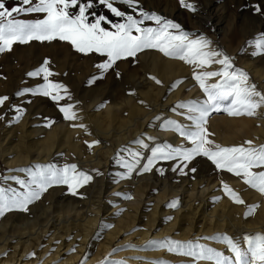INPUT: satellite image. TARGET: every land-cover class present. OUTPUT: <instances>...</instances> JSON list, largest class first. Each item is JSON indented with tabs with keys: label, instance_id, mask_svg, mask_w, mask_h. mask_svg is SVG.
Returning a JSON list of instances; mask_svg holds the SVG:
<instances>
[{
	"label": "snow or ice",
	"instance_id": "snow-or-ice-1",
	"mask_svg": "<svg viewBox=\"0 0 264 264\" xmlns=\"http://www.w3.org/2000/svg\"><path fill=\"white\" fill-rule=\"evenodd\" d=\"M97 3L118 20L114 21L103 13L98 14L94 10ZM118 3L126 5L130 11L121 10L116 6ZM178 3L190 12L198 10L191 0H178ZM251 11L255 15L264 16V0H253ZM27 15L42 18H20ZM33 41H63L77 53L101 57V61L95 65L99 75L87 81L89 86L110 71H115L117 78H120L121 73L117 70L119 62L131 58L134 63H138L139 55L147 51L158 52L164 58L190 66L191 81L199 89L202 98H191L174 104L170 111L179 119L165 118L158 125L162 130L176 135L181 142L174 145L165 141L150 146L148 141H154L155 137L135 138L132 142L135 148L125 146L116 153V162L124 169L120 179H130L133 174L143 175L154 169L163 176L166 169L162 165L165 163H171L172 172L195 178L194 174L198 171L195 163H198V158H206L217 172L234 175L249 189L264 196V144L257 145L253 140H245L238 145L225 146L216 142L215 134L208 127L213 113L264 120V90L251 81L247 71L235 65L230 55L214 47L211 39L203 34L186 31L174 20L145 10L140 0H17L11 7L7 5V0H0V54L12 52L14 45H26ZM247 44L253 49V56L264 55V31L247 41ZM50 64L46 58L39 67L29 71L28 77L41 78L43 82L35 87L22 88L15 96L48 98L55 103L71 127L93 135L80 115L81 102L74 99L65 84L51 79L59 74L52 71ZM148 78L169 91L180 88L187 79H176L165 86L155 75H149ZM130 94L134 95L135 91L132 90ZM9 101L8 95L0 96V107ZM26 102L31 103V100ZM139 103L145 102L141 100ZM11 111L14 113L12 122H19L26 109L13 104ZM5 116L0 115V120L5 119ZM156 119L160 120L161 117L157 116ZM54 123L45 118L43 126L51 127ZM84 143L91 151L101 141L93 139ZM142 150L150 154L145 155ZM8 171L24 173L25 176L0 175V180L5 182V185H0V218L13 211L28 212L29 206L54 186H66L69 194L82 197L79 190L92 183L95 176L102 175L99 169L89 172L76 163H37ZM8 181L19 187L7 185ZM221 189L231 202L247 208L245 218L253 216L260 207L258 204H247L241 193L223 180ZM117 195L127 200L133 199L131 194ZM220 198L213 199L218 201ZM166 206L177 208L178 200L174 199ZM167 219L170 221L172 217ZM202 241L216 242L223 245V250ZM135 247L129 244L113 248L100 264H126L125 260H113L110 257L120 250ZM144 249L166 250L187 258L186 264H264V233H245L240 237L217 233L186 241L165 237L147 241ZM75 251L76 248L71 249V252ZM35 256V252L29 254L30 258ZM149 264L170 262L159 259Z\"/></svg>",
	"mask_w": 264,
	"mask_h": 264
},
{
	"label": "bare ground",
	"instance_id": "bare-ground-1",
	"mask_svg": "<svg viewBox=\"0 0 264 264\" xmlns=\"http://www.w3.org/2000/svg\"><path fill=\"white\" fill-rule=\"evenodd\" d=\"M219 2L220 0H207L204 3L208 14L206 19H201L198 16L187 24L185 14L181 10H176L177 14L174 15L182 24H186L184 27L186 31L205 35L213 41L214 47L220 48L233 58L237 55V46L230 47L228 45L229 39L232 40L230 29H228V19L219 14L220 17L215 20L210 16L219 13ZM241 4L244 3L240 2L239 6ZM143 8L148 11H156L153 6H143ZM259 21L261 29H264V16ZM210 26L213 27L211 30ZM237 58L235 65L247 71L252 82L256 83L258 87L264 84V72H261L260 69H253L250 64L241 65L242 58L239 55ZM138 60L142 67L140 73L126 71L113 84L99 86L89 91L85 96L75 99L91 101L79 108L83 122L89 126L93 135H87L82 130L71 127L69 122L63 121L58 109H51L50 112L44 114L55 122L51 127L34 128L35 130L28 131L35 121L39 123L38 119H33L37 112H32V117H28V119L26 117L15 126L16 132L13 133L18 134V142L14 147V161L7 163L9 167L14 164L22 165V162L30 163L28 162L30 161L28 159L29 143L25 138L32 133L38 135L36 140L40 142L44 155L49 153L54 145L61 143V145L63 144L61 149L64 148V151H71L77 155L76 162L81 164L78 165L79 167L93 169L101 167L103 174L108 172L110 174L108 178L112 179L116 178L119 172L113 175L116 171L114 173L109 171L110 158L114 152L113 148H110L104 141L109 137L116 138L114 139L116 146L125 144L123 147H129L135 138L140 137V133L142 135L145 133L144 128L151 124V120L155 119V130L158 129L155 131V140L171 142L174 145L179 144L181 141L176 135L162 130L158 125H161L165 118L179 119L170 111L174 104L191 98H202L199 89L194 87V82L191 81V68L188 65H183L180 61L164 58L155 51L140 54ZM122 69L123 66H121ZM149 75L157 76L165 86L176 79L185 77L187 79L180 88L169 91L166 87L156 85L148 78ZM184 89L189 90L185 91ZM132 90L135 91L134 95L130 94ZM141 100L145 103H139ZM157 116L161 119L157 120ZM103 123L107 125V128L104 129ZM208 127L215 134L216 142L220 144L244 142L245 140H253L257 145L264 143V120L249 117L233 118L226 113H213L209 119ZM13 131L15 130L13 129ZM93 139H99L100 145H102L95 146L89 153L84 141ZM148 142L150 145L152 144V141ZM4 145V143L0 145V153ZM61 145L59 144V146ZM118 149L120 150V148ZM142 151L147 152L146 150ZM148 154L150 153L147 152ZM42 155L39 154L37 158H41ZM162 166L166 171L171 172L172 178L178 176L177 173L170 170L171 163ZM136 176L138 175H135L133 179L130 178V181H133L131 189H129L130 187L123 188L126 185H122L120 178H117L121 184L119 186L114 184L106 186L112 182L110 179L106 183L102 182L97 196H89L90 193L86 195L83 192L82 197L72 195L65 198L64 193L60 194L55 191L49 200L45 201L47 204H41L39 211L42 212V215H37V211L33 207L35 203L29 206V211L24 212L27 222L23 226H18L16 222L25 218L24 216L18 217L16 212L6 216V220H12L14 215L16 217L10 223L7 221L0 223V254L7 253V257L0 264H81V262L83 264H100L113 248L125 244H133L137 248L144 246L149 240H159L165 237L186 241L202 235H215L216 232H225L236 237L245 233H264V224L258 225V218L264 217V196L249 189L239 178L233 176L225 179L223 177L210 181L199 176L197 180L186 178L185 181L177 182L178 178L174 179L175 181H170L157 171H155V179L151 180H142L140 178L142 175L138 176L139 180H136ZM102 178L100 181L103 180ZM145 179L147 178L145 177ZM222 180L240 192L246 203L256 200L253 203L260 205L261 208L256 210L255 217L252 218L253 223L257 224L256 226L242 228L237 225V222L240 223L241 214L245 213L247 208L234 204L223 194ZM130 181L128 180V182ZM97 182L99 183V181ZM150 186L159 192L148 194L147 189ZM117 193L131 194L133 199H124ZM214 197L221 198L215 201ZM171 199L178 200L177 208L171 209L166 206ZM65 200L67 202H64ZM140 217L147 222L135 237L136 239L134 237L122 238L123 231L137 225L136 220ZM168 217H172V219L169 221ZM175 229L180 233L174 234ZM56 241L60 243L57 244ZM203 242H210V246L223 250V245L216 242ZM72 248H76L74 253L71 252ZM135 248L115 254L110 259H122L126 261V264H140L138 260L133 261V258L138 256L143 259H163L169 261L170 264H186V258L173 255L166 250L145 252ZM94 250L95 254L92 255ZM32 252L36 253L34 258L29 257ZM86 257L87 259H85Z\"/></svg>",
	"mask_w": 264,
	"mask_h": 264
},
{
	"label": "rangeland",
	"instance_id": "rangeland-1",
	"mask_svg": "<svg viewBox=\"0 0 264 264\" xmlns=\"http://www.w3.org/2000/svg\"><path fill=\"white\" fill-rule=\"evenodd\" d=\"M206 1L207 0H205V1L204 0H191V2L195 3V5L197 6V9H198L195 13L190 12L184 8H181L179 3H178V0H140V3L142 6H153L155 8V10H156L155 12L157 14H160L166 18L174 20L175 22L179 23L182 26V28L184 29L186 24L185 25L182 24L179 19L175 18V15L177 14V12H175V11L181 10L185 14V19H187L186 20L187 24L194 21V19L198 16H200L201 19H206L208 17V14H207V11H206V8L204 5V3ZM238 2L239 3L241 2L244 4L243 5L241 4L242 6L241 5L239 6ZM16 3H17V0H7V5L9 7L15 5ZM252 3H253V0H240V1L239 0H220V2H219V8H220L219 13H217L215 15L211 14L210 16L213 17L214 20H215V18L220 17V16H224L225 19H228V29H230V35L232 36V40L229 39L228 45H230V47L237 46V55H239V57H241L243 60V63L241 65L244 66L245 64H250L253 69H260L261 72H264V55L253 56L252 55L253 49H251L247 44V41L254 38L260 32L264 31L263 28H262L263 30L261 29V25L259 24V22H260L259 20L263 19V16L260 17V15L253 14V12L251 11V4ZM116 6L120 7L121 10L130 11L126 5L118 3ZM94 10L98 14L103 13L105 15H109V17L111 19H113L114 21L118 20V18L112 17L111 14L107 11V9H105L103 6L99 5L98 3H97L96 8ZM20 18L33 19V18H42V17H37L35 15H27V16H22ZM149 23H151V22H149ZM209 25H211V24H209ZM212 28L213 27H211L210 30ZM237 55L233 56L234 62H236L238 59ZM46 58L49 59L51 62L50 67H51L52 71L59 74V75H55L51 79H53L56 82H61V83L65 84L68 87L69 91L72 93L74 99L85 96L89 91H91L92 89L98 88L99 86H108L110 84H113L115 81H117V79L119 80V78H117V76H116V72L110 71L109 73H107L105 75L104 78L97 80L94 85L89 86L87 81L90 78H92L93 76L99 75V72H98L97 68L95 67V65L97 63H99L102 58L99 57L98 55H95V54H93L91 56H85L83 54L77 53L74 51V49L71 47V45H69L68 43L63 42V41H53L51 43H48V42L41 43V42L33 41L30 44H26V45L17 44V45L13 46L12 52L0 54V96L8 95L10 97V101L8 103H6L3 107H0V115L6 114L5 119L0 120V145L2 143H4L6 145V146L4 145V147L2 146L1 153H0V175H19L21 177H24L25 176L24 173H20L17 171L9 172L8 170L9 169L15 170V169H18L21 167H30L32 164L35 165L37 163H40V164L53 163V164H57V165H63L64 163H77L76 162L77 161V158H76L77 155L71 151H68V152L66 150L64 151L63 150L64 148L61 149L62 145H63V144L61 145V143H59L61 146H59V144L54 145V147L49 151V153H46L44 155V151H43V148H42L40 142H38L36 140L38 135L37 134L35 135L34 133H32L30 136H26V138H25V140H28V143H29L28 159L30 161H28V162H30V163L28 164V163L22 162L23 163L22 165L21 164L20 165L14 164L11 167H9V165L7 164L9 162L14 161V154H15L14 147L16 146V144L18 142L17 141V135L18 134L16 135V133H13V132H16L15 126L20 124L22 122V120H24L26 117H27V119H28V117L29 118L32 117L33 116L32 112H37L36 116L33 119H38L39 123H37V121H35L34 125L31 128H29L28 131H30L31 129L35 130L36 128L37 129L38 128H45V126H43V125L45 124V118H47V116H45L44 114H46V112H50L51 109L52 110L58 109L57 106L55 105V103L52 102L48 98H44L41 96H26V97L18 98L15 96V93L17 91H19L20 89H22L24 87H35L37 84L43 82L41 78L28 77L27 73L29 71H33L37 67H39ZM183 65H185V64H183ZM121 66H123L122 70H121ZM117 70L121 73V76H122V74L126 71L140 73L142 70V67H141L140 60L138 63H134L133 60L131 58H129L126 61L119 62ZM259 88L264 90V84H262ZM28 100H31V103H27L26 101H28ZM79 101L81 102L79 106H82V107L86 104H89V102H91L89 100H83V99H81ZM13 104L22 106L26 109L25 114L23 115V117L20 119L19 122H12V117H13L14 113L11 111V106ZM91 117L93 119V116H91ZM61 118H63L62 114H61ZM63 121H65V120L63 119ZM103 124H104V129L107 128V125L105 123H103ZM13 129L15 131H13ZM144 131H145V133L143 135L140 133V137H144V136L145 137H148V136L155 137V131H158V129L155 130V119L151 120V124H149L146 128H144ZM147 132H148V134H151V133L152 134L148 135V134H146ZM9 135L11 136V142H10V136ZM146 135H148V136H146ZM114 139H116V138L113 137V139H112L111 137H109L107 140H104V141H106L108 143V145L110 146V148L112 147L113 148L112 150H114V152L112 153V157L110 158L109 171H113V173L116 171L115 174H113V175H116V173L119 172L118 176H116V178H113V179L108 178V175H110V174H108V172L103 174V170L101 167H98V168L95 167L94 169H99V171L102 173V175L95 176V173H93V175L95 176L94 181L92 183H90L89 185H87L84 188L79 190L82 194L84 192L86 195H87V193H90L89 196H97V191L99 190V187H101L100 185H102V182L106 183L108 179L112 180V182L106 184V186H112L113 184L115 186L116 185L119 186V185H121L120 184V181H121V183H123L122 184L123 186L126 185L123 188L128 189L130 187L129 189H131L132 185H133V183H132L133 181L131 182L130 180L133 179L135 177V175H138L140 177L139 174H135V175L131 176V179H126V180L120 179V181H117V178L118 179L120 178L121 173L124 171V169L116 162L117 161L116 153L119 151L118 148L121 149L125 144H120V145L116 146ZM7 141H8V143H6ZM154 143H161V142L159 141V139H156V140L152 141L151 145H153ZM241 143H243V142L227 143V144H222V145L230 146V145H238ZM127 144H130V143H127ZM260 144H264V143H260ZM129 147L135 148L136 145H134L132 143L131 146H129ZM61 150H63V151H61ZM51 151L52 152L54 151L53 152L54 154ZM56 151H58V152H56ZM50 152H51V154H50ZM89 153H91L90 150H89ZM89 153H87V155H89ZM7 154H9V155H7ZM39 154L42 155L41 158H37V156ZM145 155H147V152L145 153ZM44 156H48V157L44 158ZM7 157H8V159H7ZM102 161H103V159H102ZM165 164H163V165H165ZM34 165H32V166H34ZM77 165L80 166L81 164L78 162ZM194 166L197 167V169H198V171L195 173V174H197L195 176V179H193L191 177V175L181 176L178 173H177L178 176H175V178H172V174L169 171L165 172L164 177H166L170 181H172V180L175 181L174 179L178 178V180H177V182H178V181H182V180L185 181L186 178L197 180V179H199V176L203 177V179H207L210 181L213 179H221L223 177L226 179V178H231L234 176V175L227 173V172H217L215 170L214 166L209 161H207L206 158H198V163H195ZM80 168H82L86 171H89V172H91L93 170V168H90V167H87V168L86 167L85 168L80 167ZM150 175H151V177H150ZM138 176H136L137 177L136 180H139L140 178L142 180L143 179L144 180L155 179V169L152 172L143 174L140 178ZM144 176L147 179H145ZM102 177H104V178H102ZM101 178L104 181L103 180L100 181ZM128 180L130 182H128ZM142 180H140V181H142ZM97 181H99V183ZM0 185H5V182L3 180H0ZM7 185H10V186L16 187V188L19 187L18 185H16L12 181H8ZM95 185H97V186H95ZM179 186H181V185H179ZM92 187H94V188H92ZM96 187H97V189H96ZM153 189L154 188L152 186L148 187L147 193L148 194H155V192L158 191V190H153ZM55 191H58L60 194L64 193L65 198L72 196L71 194L68 193L66 186H54V187L50 188L42 196V198L40 200L34 202L35 204H33L34 209H36V211H37V215H42V212L39 211L41 204L42 203L47 204V202H45V201H48L49 198L53 195V193ZM76 197H80V196H76ZM172 200L173 199H171V201ZM253 201H256V200H251L247 204H255V203H253ZM64 202H67V201L65 200ZM259 208H261V207H259ZM14 212H16L17 215H19L18 217H22V216L25 217L22 220L16 222V224L18 226H23L27 222V218H26V215L24 214V212H21V211H13V212H10V214L9 213L5 214L3 219L0 218V223L3 221H7L8 223H10L16 216L14 215L12 220H10V219L6 220L5 217L12 215ZM255 214H256V212H255ZM255 214L251 217L245 218L244 213H242L241 217H240L241 218L240 223L238 224V222H237V225L239 227H242V228L244 226H248V227L256 226L257 224H254L253 219H252L253 217H255ZM28 219H29V217H28ZM258 219H259L258 225L264 224V217L258 218ZM146 222H147L146 220H143L140 217L139 219L136 220L137 225H135L131 229L126 228L125 231H123L124 233L122 235V238H124V237L125 238H130V237L133 238L134 237V239H136L135 237H137V235L142 231ZM179 233H180V231H178L177 229L174 230V234H179ZM216 233H218V232H216ZM221 233H225V232H221ZM200 235H202V234H200ZM202 236H204V235H202ZM208 236H210V235H208ZM207 243H210V242H207ZM126 245L127 244L122 245V246H126ZM131 249L132 248H126L124 250H120V251L116 252L115 254L125 252V251L131 250ZM135 249L140 250V251H145V252H149L152 250V249L145 250L144 246L137 247ZM95 250L93 251L92 255L95 254ZM5 253L6 252L0 254V262L2 260H4L5 257H7V255H5ZM182 258H185V257H182ZM136 260H138L140 262V264H149L150 261H153L155 259L154 258L136 259L134 257L133 261H136ZM157 260H159V259H157Z\"/></svg>",
	"mask_w": 264,
	"mask_h": 264
}]
</instances>
